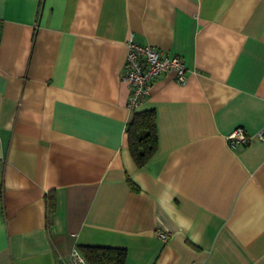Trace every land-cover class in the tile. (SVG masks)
<instances>
[{"label": "crops", "instance_id": "crops-1", "mask_svg": "<svg viewBox=\"0 0 264 264\" xmlns=\"http://www.w3.org/2000/svg\"><path fill=\"white\" fill-rule=\"evenodd\" d=\"M130 37L186 66L136 108L156 114L141 166ZM238 126H264V0H0V264L82 244L126 264H264V139L231 146Z\"/></svg>", "mask_w": 264, "mask_h": 264}, {"label": "built area", "instance_id": "built-area-1", "mask_svg": "<svg viewBox=\"0 0 264 264\" xmlns=\"http://www.w3.org/2000/svg\"><path fill=\"white\" fill-rule=\"evenodd\" d=\"M172 72L175 80L183 83L186 80V66L178 55H169L151 44H142L130 37L127 41V52L124 64L123 80L129 87L128 108L133 111L150 93L154 81L165 72ZM231 146L247 144L256 139H264V126L254 135H248L240 126L226 136ZM158 235L167 240L170 232L158 230ZM60 264H88L78 247H73Z\"/></svg>", "mask_w": 264, "mask_h": 264}, {"label": "trees", "instance_id": "trees-1", "mask_svg": "<svg viewBox=\"0 0 264 264\" xmlns=\"http://www.w3.org/2000/svg\"><path fill=\"white\" fill-rule=\"evenodd\" d=\"M155 110H133L126 123V139L129 152L134 162L141 166L157 150V130ZM132 184L131 180H128ZM48 217L55 208L53 194H46ZM78 249L85 256L88 264H126V250L119 247L79 245Z\"/></svg>", "mask_w": 264, "mask_h": 264}]
</instances>
